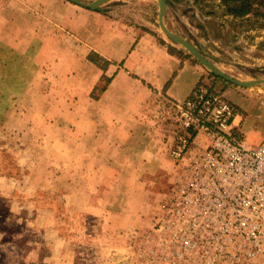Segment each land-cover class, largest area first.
I'll use <instances>...</instances> for the list:
<instances>
[{
	"label": "rangeland",
	"instance_id": "374dc122",
	"mask_svg": "<svg viewBox=\"0 0 264 264\" xmlns=\"http://www.w3.org/2000/svg\"><path fill=\"white\" fill-rule=\"evenodd\" d=\"M166 4L168 28L218 68L240 80L264 79L263 16L234 18L226 14L220 0H166ZM101 10L127 21L128 11L139 10L148 29L174 43L159 24L157 0H110ZM2 26L0 264H150L146 238L175 169L169 156L176 127L174 108L160 99L154 102L150 130L142 123L136 125L133 135L127 136V152L110 149L113 142L125 140L124 134L95 136V140L91 134L86 136L88 167L79 170L76 141L84 123L77 116L88 106L74 100L84 90L80 78H72L67 88L59 78L60 66L46 70L51 61L43 62L37 55L40 42L32 36L22 40V31ZM204 68L218 90L231 86L241 92L226 96L240 108L246 124L264 135V105L251 114L254 98L248 95L264 91L242 93L244 89ZM45 80H51L49 88L43 85ZM33 81L43 83L30 85ZM44 94H53L56 101L47 102L41 97ZM67 97L68 102L61 101ZM90 122L85 120L84 127L90 128ZM108 161L118 167L108 168ZM124 163L129 167L124 168ZM113 174L118 181H112Z\"/></svg>",
	"mask_w": 264,
	"mask_h": 264
},
{
	"label": "crops",
	"instance_id": "0c3cea01",
	"mask_svg": "<svg viewBox=\"0 0 264 264\" xmlns=\"http://www.w3.org/2000/svg\"><path fill=\"white\" fill-rule=\"evenodd\" d=\"M25 1H0V26L2 28L5 23V27H11L15 33L22 31V40L32 36L40 42L36 47L37 55L43 62L51 61L46 70L60 66L62 77L59 78L65 81L67 88L72 78L76 75L80 78L79 86L82 85L84 90L74 100L88 106H84L77 118L84 124L85 120H90L91 129L83 124L77 135L79 170L88 167L84 153L86 136L91 134L95 140V136L97 139L101 135L124 134L125 140L121 144L113 142L110 149L127 152V136L133 135L136 125L142 123L150 130L154 122L153 103L158 99L172 107L177 101L185 100L200 81L216 87L205 75L202 64L178 44L169 42L156 30L148 29L149 23L139 10L128 11L130 21H127L110 11L86 9L65 0ZM132 18H136V22ZM91 53H96L108 64L102 66L90 60ZM104 77L111 81L98 96H93L95 87ZM49 81H44L46 88L51 86ZM42 83L33 81L30 85ZM239 88L244 89L242 93L254 89ZM254 91L248 92L254 98L251 114L257 113L256 107L260 104L264 105V94ZM238 92L231 86L225 88L228 96ZM52 95L41 97L47 102H55ZM68 99L61 98V101L68 102ZM241 118L239 128L246 141L251 144L263 141V133L256 127L250 128L244 115L241 114ZM123 165L129 167L126 163ZM107 167L114 169L118 165L108 161ZM82 173L80 180L85 177ZM112 177V181H118L116 174Z\"/></svg>",
	"mask_w": 264,
	"mask_h": 264
},
{
	"label": "built area",
	"instance_id": "2783aa9c",
	"mask_svg": "<svg viewBox=\"0 0 264 264\" xmlns=\"http://www.w3.org/2000/svg\"><path fill=\"white\" fill-rule=\"evenodd\" d=\"M174 172L152 218L150 264H264V140L226 93L200 81L177 101Z\"/></svg>",
	"mask_w": 264,
	"mask_h": 264
},
{
	"label": "water",
	"instance_id": "95a60500",
	"mask_svg": "<svg viewBox=\"0 0 264 264\" xmlns=\"http://www.w3.org/2000/svg\"><path fill=\"white\" fill-rule=\"evenodd\" d=\"M69 1L86 9L101 10V6L110 0H94L92 2H86L84 0H69ZM157 1L159 4V24L163 32L170 39H172L174 43L185 47L189 51V53H191L202 65L206 66L208 69H210L211 72L226 79L227 81L243 88L261 89L262 91H264V79L247 81L233 77L232 75L218 68V66H216L211 60L207 59L206 56H204L194 44L188 42L182 36L173 33L168 28V26L164 21L166 9H167L166 0H157Z\"/></svg>",
	"mask_w": 264,
	"mask_h": 264
},
{
	"label": "trees",
	"instance_id": "16d2710c",
	"mask_svg": "<svg viewBox=\"0 0 264 264\" xmlns=\"http://www.w3.org/2000/svg\"><path fill=\"white\" fill-rule=\"evenodd\" d=\"M220 3L225 8L226 14L234 18H245L250 15H260L264 17V0H220ZM89 58L90 60L98 62L99 64L102 61L104 62V64H108V61H105L96 53H91ZM110 81L111 78H107L105 84L100 89L99 94L106 88L107 84ZM98 88L99 85L95 87L94 91L98 90ZM221 91L225 92V88H222Z\"/></svg>",
	"mask_w": 264,
	"mask_h": 264
}]
</instances>
